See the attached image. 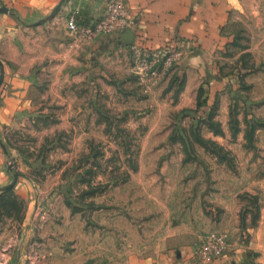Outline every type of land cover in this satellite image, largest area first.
Wrapping results in <instances>:
<instances>
[{"label":"rangeland","instance_id":"374dc122","mask_svg":"<svg viewBox=\"0 0 264 264\" xmlns=\"http://www.w3.org/2000/svg\"><path fill=\"white\" fill-rule=\"evenodd\" d=\"M230 26L232 42L201 51L192 73L178 68L188 51L163 58L147 89L130 70L94 113L54 106L9 132L0 264H49L42 237L22 247L24 216L35 232L67 223L70 264H202L192 247L216 230L230 247L211 264H264V10Z\"/></svg>","mask_w":264,"mask_h":264},{"label":"crops","instance_id":"0c3cea01","mask_svg":"<svg viewBox=\"0 0 264 264\" xmlns=\"http://www.w3.org/2000/svg\"><path fill=\"white\" fill-rule=\"evenodd\" d=\"M124 3L134 20L133 27L85 42L73 39L66 28V19L75 13L80 24L90 23L102 15L103 0L8 3L7 13L0 15V56L5 69L0 87V144H7L10 131L23 129L29 116L34 118L54 106L60 105L66 117L82 110L94 113L100 105H109L107 98L111 99V91L120 89L144 49L179 46L188 52L178 68L192 73L200 65L201 51L217 52L232 42L234 35L226 32V27H231L234 19L244 22L251 12L264 10V0H124ZM211 66H216L214 61ZM75 84L84 89H75ZM2 155L0 147V161ZM13 190L25 195V188L20 185ZM32 206L28 202V209ZM28 223L24 216L19 228H13L19 229L21 235L25 230L22 247L33 238L42 237L45 251L50 254L49 264H70L68 256L60 257L62 249L57 245V240L62 241L67 235V223L47 225L37 232ZM7 233L6 227L0 229V242ZM19 251L23 248L19 247Z\"/></svg>","mask_w":264,"mask_h":264},{"label":"built area","instance_id":"2783aa9c","mask_svg":"<svg viewBox=\"0 0 264 264\" xmlns=\"http://www.w3.org/2000/svg\"><path fill=\"white\" fill-rule=\"evenodd\" d=\"M104 11L88 24H80L76 14L66 19V28L77 42L91 41L100 35H108L130 29L134 20L130 17L124 0H103ZM185 50L179 46L144 49L140 51L130 70L138 81L149 88L157 82L158 62L164 58L170 65L182 58ZM230 247V237L227 231H210L192 247V256L202 264H208L220 259Z\"/></svg>","mask_w":264,"mask_h":264},{"label":"water","instance_id":"95a60500","mask_svg":"<svg viewBox=\"0 0 264 264\" xmlns=\"http://www.w3.org/2000/svg\"><path fill=\"white\" fill-rule=\"evenodd\" d=\"M7 11V7L6 6H1L0 7V13H2V12H6ZM129 30V29H128ZM127 31V30H126ZM1 63V62H0ZM1 81H2V75L0 76V83H1Z\"/></svg>","mask_w":264,"mask_h":264}]
</instances>
